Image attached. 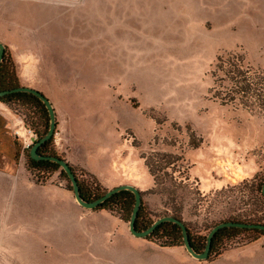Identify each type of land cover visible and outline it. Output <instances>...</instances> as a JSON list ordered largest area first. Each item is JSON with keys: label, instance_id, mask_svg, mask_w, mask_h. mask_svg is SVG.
<instances>
[{"label": "rangeland", "instance_id": "obj_1", "mask_svg": "<svg viewBox=\"0 0 264 264\" xmlns=\"http://www.w3.org/2000/svg\"><path fill=\"white\" fill-rule=\"evenodd\" d=\"M0 41L18 87L30 77L60 123L106 136L92 143L110 148L111 168L99 163L100 177L76 169L84 186L139 184L151 219L180 212L195 238L231 217L264 221V108L222 104L212 73L219 56L235 54L250 76L264 74V0H0ZM60 123L51 148L64 159ZM48 127L46 111L0 102V264H264L259 234L224 238L198 261L184 245L135 238L117 214L126 235L83 229L106 225L75 217L94 210L57 216L53 196L74 202L72 185L60 171L32 174L16 134ZM61 219L81 229H60Z\"/></svg>", "mask_w": 264, "mask_h": 264}, {"label": "trees", "instance_id": "obj_2", "mask_svg": "<svg viewBox=\"0 0 264 264\" xmlns=\"http://www.w3.org/2000/svg\"><path fill=\"white\" fill-rule=\"evenodd\" d=\"M249 70H250L249 67L248 66L246 67V65L242 62L241 58L235 56V54L221 55L217 58L212 73L216 76L214 85L215 86L217 85L218 92L220 93L221 96L220 101L222 104L226 105L228 104L229 100H234L236 102L238 101L239 104H242L244 106L254 105V106H262L261 108H264V74L261 73V75L250 76ZM16 87H18L16 74L14 71L9 70V68L7 67L6 57H4L3 62L0 64V91L9 90ZM0 102L5 104H10L12 102H20V103H24L25 105L31 106L34 109L40 108L47 112L44 104L37 97L28 93L10 94L1 97ZM44 135H39L38 136L39 139L44 137ZM51 144H52V140L42 145L41 148L39 149V153L47 156H57L56 153L51 148ZM28 167H29V171L32 174H34V172L38 173L36 174V176L46 171H52V172L60 171L61 175L64 176L68 182H70L68 180L66 173L62 170V168L58 164H55L53 162L35 161L31 159L29 155ZM149 168L151 174L153 176H156V170L153 167V165H150ZM73 172L75 173L76 178L79 182L83 199L87 201H95L96 199L102 197L105 194L96 188L84 186L83 183L78 178L76 171L73 170ZM261 194H262V188H261ZM262 197H263L262 201L264 202L263 194ZM134 204H135L134 194L129 191H122L113 195L111 198L106 200L94 211H106L112 214H117L118 217H121L123 221L129 224L134 209ZM179 213L180 212H176L174 210L172 216L183 221L182 218L178 215ZM155 221L156 220H153L149 217L148 213L144 208V203L142 201V206L136 220L137 230L144 231L148 229ZM229 221L264 225V221L262 218H258V217L253 218L251 216L246 217L244 219L231 217L228 219V221L225 222H229ZM186 226L189 232V237L192 247L197 252H203L206 247V240L209 233L205 237L195 238L193 237L192 232L187 224ZM239 233H254L264 236V231H260L256 229H252V230L237 229V228L221 229L216 233L213 239L210 255L212 256L217 253L216 250L220 248V245L224 240V238L235 237ZM143 240H149V241L154 240V243L159 244V246L164 248H174L184 245L181 228L178 225L170 222L162 223L156 228V230L149 237Z\"/></svg>", "mask_w": 264, "mask_h": 264}, {"label": "water", "instance_id": "obj_3", "mask_svg": "<svg viewBox=\"0 0 264 264\" xmlns=\"http://www.w3.org/2000/svg\"><path fill=\"white\" fill-rule=\"evenodd\" d=\"M5 52H6V46L0 41V64L4 60ZM15 93H28V94H32L33 96L37 97L44 104L48 112V116H49L48 132L44 135V137L39 139L30 149L29 155L31 159L35 161H50L55 164H58L62 168V170L66 173L68 180L70 181L72 185V191L74 193V198L76 202L78 203L79 206H81L84 209L95 210L101 204H103L106 200L111 198L113 195L119 192H122V191H129L133 193L135 196V204H134V209H133L130 221H129V231L135 238L146 239L162 223H165V222L174 223L181 228L184 247L187 253L192 258L198 261H205L209 258V255L211 253L213 239L216 233L220 231L221 229L237 228V229H250V230L256 229V230L264 231V225H261V224H250V223H242V222H234V221L223 222L213 227V229L209 232L207 236L206 247L204 251L197 252L191 245L189 232H188L186 224L183 221L173 216H165V217H162L156 220L148 229L144 231L137 230L136 220H137L139 211L142 206V194L139 191V189L133 185L125 184V185H121L119 187L113 188L110 191H107L102 197L96 199L95 201H87L83 199L82 194H81V189L79 186V182L76 178L75 173L73 172L72 167L69 165V163L65 159H62L60 157L47 156V155H42L39 153V149L41 148V146L49 142L53 138V135L57 129V115H56V111H55V108L52 102L42 92L34 88H31V87H16V88L5 90V91H0V98L10 95V94H15ZM262 194L264 196V184L262 187Z\"/></svg>", "mask_w": 264, "mask_h": 264}, {"label": "crops", "instance_id": "obj_4", "mask_svg": "<svg viewBox=\"0 0 264 264\" xmlns=\"http://www.w3.org/2000/svg\"><path fill=\"white\" fill-rule=\"evenodd\" d=\"M50 41V40H48ZM49 53H52L53 55L52 57L57 58V54L54 53V51H48ZM33 57H36V54L33 53L32 55ZM40 54H37V57H39ZM24 57V56H22ZM62 57H67L66 54L62 55ZM69 57V56H68ZM34 72V71H32ZM26 73V70L24 72V74ZM19 80H21V85L23 86H27V87H33L34 89H38L41 90L39 87L37 86H32L31 84H29V80H31L30 77L28 76H24L23 78L27 81L22 82V79L20 76H18ZM42 91V90H41ZM47 96V98H49L50 100L52 99L50 96H48L47 94H45ZM52 104L53 101L51 100ZM54 106V104H53ZM55 108V107H54ZM56 111V110H55ZM57 115V114H56ZM57 122L60 123V119L59 116L57 117ZM60 125V126H59ZM58 125V127H60V130L62 132V144L61 146L57 149L58 150V154L62 155V157L69 163V165L72 167L73 170L82 168L85 170H89L91 173H93L94 175H96L97 177H100V172H101V166L99 163H101L102 161H106V163H108L107 168L110 169L111 168V151L109 150L110 148H108L107 153L110 155L108 157V154L106 155V151L103 147H101L99 150L97 148L94 147V142L96 140V138H101L103 139L104 136L103 135V131H99L97 132L95 129H93L92 127V131L90 132L89 130H86V128L83 127V125H81V127L83 128L82 131H76L75 130V125L72 121L71 118H68L67 120H65L64 122H61ZM88 129V128H87ZM102 181V180H101ZM116 181V180H115ZM7 182V180H6ZM147 184L150 181H146ZM145 182V183H146ZM129 182L125 181V179H121L118 180L116 182L113 183V185L109 188L106 187L107 189H113L116 187H119L121 185L127 184ZM133 184L135 187H139V184L136 183H130ZM147 188V187H146ZM139 189V188H138ZM139 191L141 192V190L139 189ZM143 191V190H142ZM68 195H66L67 197ZM55 198H57L55 201L57 204H54V208H56V210L53 212L55 214H57V216L59 215H63L64 219L67 218H71L73 217L72 213L70 212V206H77V208H82L81 206L78 205V203L76 202V200L74 199V202L71 201L70 197H68V199H60L61 196L59 195H55ZM74 204V205H73ZM90 213H85V211H78L77 215L75 217H77V219L79 220L80 218H84V219H88L90 220V218H103L105 219L106 225H94L93 222L89 221L90 223H86L87 225L85 226V228L83 229H116V231L123 233V235H126L124 231H120V229H127L124 224L117 218H115L113 215H111V213H108L106 211H101L99 213H95L94 211H89ZM94 212V213H93ZM61 219L60 221V229L64 227V229H81L80 227L77 226H72V225H67L66 220ZM63 226V227H62ZM129 235V233H128ZM130 236V235H129Z\"/></svg>", "mask_w": 264, "mask_h": 264}, {"label": "built area", "instance_id": "obj_5", "mask_svg": "<svg viewBox=\"0 0 264 264\" xmlns=\"http://www.w3.org/2000/svg\"><path fill=\"white\" fill-rule=\"evenodd\" d=\"M21 129H24V128H21ZM21 129L19 131H17L16 134L18 136L22 137L25 149H29V148L31 149L33 147V145L38 141V137L34 133V131H32L31 129L28 132L25 129H24V131ZM20 131H22V132H20ZM23 133L25 135H23ZM59 135L60 134L58 133V131H55V133L53 135L52 139H54L56 144H58L60 141Z\"/></svg>", "mask_w": 264, "mask_h": 264}]
</instances>
